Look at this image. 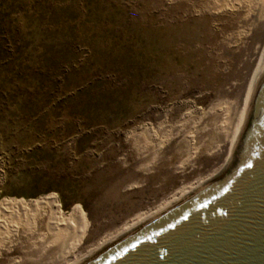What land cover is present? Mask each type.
I'll use <instances>...</instances> for the list:
<instances>
[{
    "label": "rangeland",
    "instance_id": "obj_1",
    "mask_svg": "<svg viewBox=\"0 0 264 264\" xmlns=\"http://www.w3.org/2000/svg\"><path fill=\"white\" fill-rule=\"evenodd\" d=\"M216 1L0 0V201L62 218L7 214L0 264H71L224 164L264 19Z\"/></svg>",
    "mask_w": 264,
    "mask_h": 264
},
{
    "label": "water",
    "instance_id": "obj_2",
    "mask_svg": "<svg viewBox=\"0 0 264 264\" xmlns=\"http://www.w3.org/2000/svg\"><path fill=\"white\" fill-rule=\"evenodd\" d=\"M84 264H264V72L226 169Z\"/></svg>",
    "mask_w": 264,
    "mask_h": 264
},
{
    "label": "bare ground",
    "instance_id": "obj_3",
    "mask_svg": "<svg viewBox=\"0 0 264 264\" xmlns=\"http://www.w3.org/2000/svg\"><path fill=\"white\" fill-rule=\"evenodd\" d=\"M218 3H222L227 8H230V9H236L239 6H241V3H244L246 5L247 9H248V12H247L248 15H250L252 13H255L257 15V19L258 20H260V19L263 20L264 19V0H220V2L216 1V4H218ZM221 7L222 6H220V8ZM245 19H248V18H245ZM232 36H234V35L230 34V37H232ZM262 44L263 45H261L259 47L260 50H259V56H257V57H259L258 60H257V63L254 66L253 70L250 73H248L249 74V80H247V83L244 86L245 94H244L242 103L239 104V105L237 104V99H238L237 97H234V100H231V101L229 99H224L225 103L226 102L228 103L227 106L229 107V110H226L225 108H221L223 112L225 110H226V112H224V117L222 115L224 120L222 119L223 122L222 123L220 122L221 123L220 128L222 130H224L225 128H229V132L228 133L231 134V138H230L231 142H230V147H229V154H228V156L226 158V161H225L226 163L224 162V164L218 170L213 171V173L209 177H207L206 179L200 180V181H198L195 184H190V185H186V186L184 185V187L179 189V192L177 194L174 193L172 198H170L166 203H163L156 212L154 211L153 213H150V212L149 213H143V214L141 213L135 219H133L132 221L126 223L124 225L123 229L121 231H119L116 235L108 237L107 239L101 241L97 246H95L94 248L88 250L86 253L80 255L78 258H76L74 260V262L71 263V264H84L85 262L89 261L90 259H92L96 255L100 254L101 252H103L107 248H109L112 245L116 244L117 242L121 241L122 239H124L125 237H127L128 235H130L131 233H133L134 231H136L137 229H139L140 227H142L143 225H145L149 221H151L152 219L156 218L157 216H159L160 214H162L163 212H165L166 210H168L169 208H171L172 206H174L175 204H177L178 202H180L181 200H183L184 198H186L190 194L194 193L195 191H197L198 189H200L201 187H203L204 185H206L207 183H209L210 181L215 179L217 176H219L226 169L227 165L229 164V162H230V160L232 158V154H233L234 148L236 146V143H237V141H238V139H239V137L241 135V132H242L244 126H245V123H246V120H247V117H248V114H249V110H250V107H251V103H252L255 91L257 89V86L259 84L261 76H262V74L264 72V43H262ZM220 103L221 102H219L218 104H220ZM225 103H223V104H225ZM232 112H234V113H232ZM217 118H218V116H217ZM217 118H216V121H218ZM163 140L160 141L161 145H162V143H164ZM201 146H202V144L200 145V147ZM200 147H197L196 149H199ZM38 204L49 205L51 207V209H52V212H53V215L55 216V218L58 219V220H62V218L57 216L58 215L57 214V211H58V209H57L58 199L55 196H52V197L45 196V197H42V198H39V199H36V200H33V201H25V202H13V201L1 200L0 201V226H3V225L6 224L7 220L5 219V216L7 214H12L13 215V213L16 214L18 211L26 212V211L31 210V208L33 206H37ZM71 215H76L78 217L79 221H80L79 222L80 226H78L79 229H77L78 232L76 234V240H75L76 243H75V246H74V247H77L79 242H80L82 233H83V226L84 225H83V222H82V218H81L79 209H77V208L72 209V211L70 213H68V216H71ZM21 218H23V217H21ZM52 219L53 218H51V220ZM60 226H61L60 228H62V225H60ZM10 227H11V225H10ZM6 228H7V226H6Z\"/></svg>",
    "mask_w": 264,
    "mask_h": 264
}]
</instances>
